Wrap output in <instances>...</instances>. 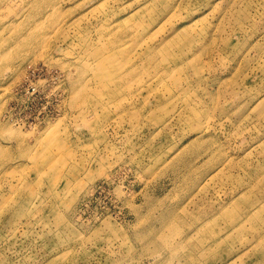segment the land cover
Instances as JSON below:
<instances>
[{"label":"rangeland","instance_id":"obj_1","mask_svg":"<svg viewBox=\"0 0 264 264\" xmlns=\"http://www.w3.org/2000/svg\"><path fill=\"white\" fill-rule=\"evenodd\" d=\"M0 264H264V0H0Z\"/></svg>","mask_w":264,"mask_h":264}]
</instances>
